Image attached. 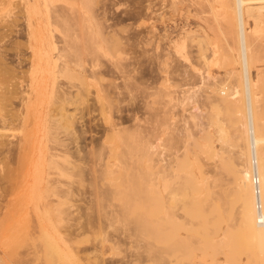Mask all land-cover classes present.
<instances>
[{"label": "bare ground", "instance_id": "1", "mask_svg": "<svg viewBox=\"0 0 264 264\" xmlns=\"http://www.w3.org/2000/svg\"><path fill=\"white\" fill-rule=\"evenodd\" d=\"M56 1L58 2L59 0H44V5L46 7L45 15L38 16L36 14V20H34L35 16H32L33 14L38 13L37 10L42 4L41 1H23L22 13L27 20V26L24 24L26 29L23 27L25 29V34L23 32V35L25 37L26 46L31 49V53L28 55V62H26L27 64L25 65L26 69L22 68L24 66H18L19 64L17 67L16 64L19 62V59L15 62V58H13L10 62L14 61L12 64L18 69L21 68V70L19 69L18 71L17 68L14 69V66L9 62L11 58L9 60L7 59L8 61L5 60V55L6 58H9L7 57V54L4 55V53H6L5 50L0 51V217L3 216V221L5 220V217L11 218L12 215L15 216L17 213L35 215L38 222H35L37 224L34 225L33 229L41 232L45 227L40 221L41 215H44V217L46 216L51 220L52 216L55 214L60 215L63 219H71L73 217L76 218L78 215L82 216L86 213L88 217L89 215L91 216L88 218L89 226L85 223L87 222V217H82L86 219V221L84 219L85 222L82 219L78 220L76 218V221L78 222H74L77 224L80 223L79 225L84 223V225L82 224L81 227L69 230V232L73 231L72 233H75L74 231L76 229H80V231L83 232L86 231L87 227L89 230L90 225L95 226L97 224H92L93 220L91 219H95V217L92 216H95L96 212L91 211L93 215L89 214V207L82 209L79 206L80 204L76 206L74 203L68 202V200L72 198L73 195L75 196V194L82 196V198L87 196V190H84L83 187L80 189L77 188L78 191L75 190L74 181L78 179L82 186H93V182L97 180L96 173H99L98 171H103V174L105 175L109 173L111 169L116 167L117 171L120 169L119 167H121L120 172L124 169L122 177L124 182H121H123L124 185V190L122 191L126 199L138 200L139 198V200H142L145 196H143V198L141 197L143 189L140 188L145 184V177L148 173H152L150 177L154 176V178H150V180L154 179L152 180L153 182H157L158 177L156 176L159 174L161 175H159V177L162 178V180H168L169 175L171 178L172 175L176 173L174 169L181 167L180 165L179 167L178 164L182 162V159L186 154L191 151L192 145H195L190 143H194V140L196 139L201 140L205 136L209 138V141L206 144L207 150L209 147L211 151L213 149L215 151V148L217 147H215V144L213 145V135L214 137H218L219 132L222 136L228 134L224 130L226 129V127H224L226 123H224L223 126L222 119H220L221 111H219V106L217 107L219 108V110L217 109V112L219 111L220 115L217 114V120L220 119V126L218 125V121L214 119L215 114L213 116L214 118L211 117V114H213L214 111L209 114L210 116L207 115V113L201 112V109H199L201 107L198 104L200 101L197 98L198 96L196 97V93L194 95V92H192L193 94L191 95L192 97L197 98L196 102L199 106L194 109L189 107L191 106V102L189 100L187 102L186 99L191 97V95L188 96L190 90H195L196 92L198 90H205L207 91V94L205 93V99H202L203 102L206 101L205 104L209 103L210 106H214V108L218 104H220V106H228L236 112L238 124H236L235 130L239 132V136L237 137L239 139L242 138L245 142L243 143L244 147L238 156L242 161L239 163L240 166L237 168L238 171H235L238 180L236 184L238 183L237 187L239 186L238 192L241 199V212L245 227L249 234L259 240L263 246L264 146L261 145V143L264 140V137L259 136L258 129L264 125V121H262L264 118H261L264 117V111H261L264 110V85L258 92L256 86L258 85L259 79L254 78L251 73V63H253V60L252 54L249 51L250 46L248 37L250 32L247 31L248 29L246 28L245 13L247 11H253L254 9H256L255 11L259 10L263 18L261 15L259 16H261L264 21V0H235L236 28L234 31V37L239 43L237 46V60L241 63L242 67L240 72L236 71V73L240 75H238V77H240L242 82L233 86L226 83L228 80L225 79L227 80L225 82L224 78L222 79V76L220 78L219 73L215 72V70L209 66L212 60H210V62L207 61L209 67H204L202 63L200 64L201 60H199V53L203 55L205 52H203V50H199V52L192 50V45L196 42L199 43L203 35H200L198 30L193 29L192 26L183 29L181 32L182 35L178 38H172L169 37L170 34L168 32L163 33L162 36H158L159 30L156 28L157 26H155L156 24L153 21L149 25L148 31L151 33L150 35L147 34L142 39L136 37L131 40L129 36L125 38L120 36L122 32H119L120 34L118 33V28L120 27L116 24L115 26H117V28H114L113 24L104 27L101 26V21L103 19L100 18L99 20L98 17H103L100 15H103L105 12V14H107V10L104 13L102 11L103 14H100L101 11L100 13L98 11L100 15H97L98 13L95 11L96 8H94L97 6H93L96 0H62L66 2V4H63V2L61 5H58ZM98 2L101 1L98 0ZM79 3H82V5ZM96 5H99V3ZM103 10L105 9L103 8ZM93 11L96 12V14ZM104 18V21L109 20L106 19L108 18V15ZM103 24H105V22ZM94 25H96L97 29ZM205 31L207 30H203V33H205ZM1 32L3 33V31ZM1 32L0 34H2ZM153 37L156 39L154 38L155 40H153ZM22 39L21 41L24 40ZM160 40H163L165 44H162ZM21 41L18 42L20 43ZM151 41L153 42L152 44H154V48L151 47L152 50L147 48V45L151 44ZM20 44L23 45L25 43L23 41ZM201 51L203 53H201ZM2 52L3 54H1ZM174 52L177 54L176 56L180 55L182 57V59L179 58L180 61L178 59L180 62L178 63V66L172 65L168 62V59L174 54ZM103 57L106 58L102 59ZM208 57L211 56L208 55ZM22 59L24 58H21L20 60ZM214 59L213 61H215ZM22 61H20V63ZM105 61H108V63L106 62L105 68L98 70V67L102 68V66L105 65ZM204 64H206V62ZM259 69V75L257 72L258 77L260 74L264 75V67ZM14 71H17L16 75L21 72L18 76H20L21 79L23 78V80L19 79V81H17L16 76H13L16 78V81H14V79L12 80L13 77L11 75ZM234 72V70H231L229 73L231 75ZM25 74L27 77H25ZM64 76L68 80L61 78ZM74 80H77L78 82L76 83ZM12 81H14L15 84ZM177 85L178 88H181L182 86L186 87L182 88L183 90L181 89L179 91L181 93H178V95L175 94V91L173 90ZM199 98L201 100V97ZM97 99L108 105V110L105 115H102L105 124L101 125L104 122L100 123L99 128L95 124V126H91V120H93L94 117L90 118V122L85 119L87 121L82 123L77 129L76 126H74L77 122V118H80L81 120L82 118L79 116L76 118L78 113L71 110L70 106L75 105L77 101H80V103L88 102L89 105H85V109L90 110L88 112L86 110L84 111L95 116L96 114L93 115V111H97V108H95L96 106L98 107V104L96 105ZM159 99H162V101ZM185 100L187 103H185ZM203 102H200V104L202 103L203 105ZM68 104L71 105L69 106ZM77 104L76 107L78 106ZM185 104H188V109H185L187 107ZM44 105H47V110ZM76 107H73L72 109L76 110ZM211 107L209 109H211ZM33 108L38 111L36 112L38 114L36 118H42V126H40L41 122L38 121V118L36 120L34 115L31 116L35 118V122L33 121L34 118L31 119L32 121L30 123L25 122L26 118L30 115L29 112L31 109L33 112ZM177 108L179 109L177 110ZM206 109V112H208V105ZM259 111H261L263 115L261 112L259 114ZM209 112L211 111L209 110ZM204 114H206L209 117L208 118L205 115L207 119L213 123L207 124L206 119V121L204 120L206 125L204 124L203 126L202 122L199 120L202 118L205 119V116L203 117ZM227 114L231 115V113ZM84 115L83 112L82 117ZM190 120H194L193 122L196 123V125L194 124L195 128L192 125H189ZM214 120L217 122V126H219L217 129L218 131L216 132L218 133L216 134L217 136H215V133H213L210 128L213 124L215 126L214 130L217 128ZM36 121H38L37 124H35ZM199 122L205 131H203V135L200 134L197 138L195 137V134L198 132L195 133L192 131L198 128L196 131L199 130L202 132L201 130H203V128L200 129ZM29 124H32V133L26 130L28 126L29 128L31 127ZM70 125L72 128L74 126V129H71ZM13 126H19V128H21V131L19 130L21 134L18 135V138L15 141L8 138V134L6 133V130H10V127L12 128ZM67 126L70 128H68L70 131L67 129ZM226 126H228V124ZM190 128H192V130H190ZM64 129L67 130L64 131ZM67 131H69L70 134L66 135ZM92 131H95L99 135L94 138L91 134L92 139L91 142L88 143L85 139L87 138V133ZM64 132L66 133L64 134L66 137L61 135ZM32 136L34 137L33 140ZM228 136H230V134ZM228 136L223 137L224 141L219 138V141L221 140L224 142L221 143V146L222 144H225V142L226 144L233 142V138H229ZM191 138L193 139V142H191ZM238 138L235 137V141H237ZM228 139H230V141ZM82 141H85L84 145L81 144V146H79V143H82ZM35 142H37L38 145L35 144ZM74 142L79 145L77 144V146ZM71 143H74L73 145L75 147L77 146V148H73V150V145H70ZM91 143H95V145H92ZM204 144L205 143L202 144L203 147ZM189 145H191V147H189ZM203 147H200V150L202 148V150L205 149V151H207L206 147ZM189 148L191 149L189 150ZM210 150L209 153L211 152ZM224 159L222 162L219 161V166L221 167L219 169L223 168L222 170H225L230 168L229 166L232 163L230 164V161L228 162L229 159H225L224 162ZM219 160H221V158ZM61 161H65V163L60 164ZM30 163L33 164V168L35 167L34 169L36 171L34 169H28V167L31 166ZM37 165H40V167L42 166V168ZM225 165H228V167L226 166L225 168ZM234 165H236L235 162L233 163V166ZM97 166L102 167L101 170L100 168L97 169ZM143 166L144 169L142 168ZM235 167L236 166H234V168ZM182 171L179 173L178 177H180ZM112 172L113 171L109 174H112ZM115 172H113V174L116 176L117 172ZM63 176H67L69 180H62ZM118 176L120 175H117V177ZM174 176L175 175H173L172 179ZM100 177L102 178V176ZM100 177H98V179L102 180L103 178L101 179ZM178 177L175 176V178ZM204 177L206 176L204 175ZM210 177L212 176L210 175ZM208 179H205L203 182H206ZM100 180L98 181L100 182ZM152 181L147 183H152ZM4 182L7 184H4ZM95 186L96 185L94 184L93 187ZM160 197L158 198L160 199ZM163 197L164 196H162V198ZM84 198L86 199V197ZM17 202L18 204H16ZM126 204H128V202ZM86 205L84 204V206ZM111 208H114L112 210L114 211V215H112L111 209L110 213L105 214L108 216L111 214L113 217H118L119 214H116L117 216L115 215V212L117 213L118 211H116L118 207L115 208L114 206H111ZM122 208L118 212L122 213L125 210ZM19 216L22 215H18V217ZM120 216L121 215H119V217ZM2 218L0 220H2ZM100 223L101 222L98 224ZM137 223H139L137 228L143 226L142 221L138 220ZM50 224H52V228L55 226L53 222ZM93 226H91V228ZM223 235L225 236V234ZM218 241H221L220 238ZM62 251L67 254L66 256H68L69 259H76L78 262H76L77 264H86L85 262L92 259L90 256L91 252L83 254V250L79 251V249L77 250L72 246H68L66 251H64V249L61 250V252ZM94 251L96 253V250ZM41 252L40 250L35 249L31 253L33 254L32 256L28 254V257H21L19 255L17 262L14 264H40L43 259ZM137 255L139 254L136 253V256ZM2 257L0 256V264H4V259ZM101 258H98V260H101V262L99 260L100 263L98 264L124 263H117L114 261L105 262L104 258ZM131 258L133 259L134 257ZM86 259L87 261L84 262ZM64 260L65 259H63V261ZM133 261L136 262V258L129 263L134 264ZM218 261L219 259H217V262ZM218 264H220V261Z\"/></svg>", "mask_w": 264, "mask_h": 264}, {"label": "rangeland", "instance_id": "2", "mask_svg": "<svg viewBox=\"0 0 264 264\" xmlns=\"http://www.w3.org/2000/svg\"><path fill=\"white\" fill-rule=\"evenodd\" d=\"M23 1L24 0H0V27H1L0 30L3 31V33L6 30L4 34L0 31L2 33L0 34V51L5 50L6 53H4V55L7 54L8 55L7 57H9V58H6V55H5L6 61H8L11 58L9 60L10 62L12 61L13 58H15V62H17V59H19L18 60L19 62H17L16 66L19 64L18 66L20 67L24 66L22 68L26 69L25 65L27 64L26 62H28V55H30L31 49L28 46H26L25 37L23 35V32L25 34V29H26L25 25L27 24L26 17L23 16V13H22ZM40 1L42 4L38 7V10H37L38 13H35L32 16V17L35 16L34 20L37 19V15L38 16L45 15V12H46L44 0H40ZM96 1L95 3L96 4L99 3V5H96L94 3L93 6L94 5L97 6V7H94L96 8L95 11L97 13L98 11L99 13L101 11L100 14H103L107 10V14H105L106 12L104 13L105 15L104 14L100 15L99 13L97 14V15L103 16V17H98L99 20L100 18L103 19V20L101 19L102 24L105 22V24L103 25L101 24V26L104 27V26H109V24L110 25L113 24L114 28L115 27L117 28V26L120 27L118 28V33L122 32L120 36H122L123 38L129 36L131 40L132 38H136V37L137 38L139 37L142 39L147 34L150 35L151 33H149L148 31L149 25L153 21L156 24L155 26H157L156 28L159 30L158 36H162L163 33L168 32L170 34V35L168 34L169 37H172V38H178L179 36L182 35L181 32L183 29H187L192 26L193 29L198 30L200 35H203L199 43L196 42V43H193L192 45V48H193L192 50H195L197 52H199V50H203V52H205L203 55L199 53L200 55L199 60H201L200 64L202 63L204 67L211 66L212 69L215 70V72L219 73L220 78L222 76V79L224 78L225 82L228 80V82L226 83L230 84L231 86L242 82L240 77H238L239 74L236 73V71L240 72L242 67H241V63H239V61L237 60V57H238L237 56L238 55L237 46L239 45V43L234 37V31L236 28L235 0H100L101 2H98V0ZM63 2L64 1L62 0H59L58 2L56 1L58 5L59 4L61 5ZM63 4H66V2H64ZM79 4L82 5V3H79ZM103 8L105 10H103ZM255 10L256 9H254L253 11L252 10L247 11L245 13V19H246L245 22H246V28L248 29L247 31L250 32L249 37H248L249 39L248 38L247 39H248L249 46H250L249 51L252 54V60H253V63H251V73L253 74L252 76L254 78L259 79L258 85L256 86L259 92V89H261L262 86L264 85V82H263L264 75L260 74V76L258 77L259 75L258 71L260 70L259 68L264 67V23H263L264 21L262 19L263 16L261 12L259 10L257 11ZM96 12L94 13L96 14ZM106 15H108V18H106V19H109L108 21L106 20L104 21L105 19L104 17ZM259 15H261L262 18ZM24 19L26 20V23ZM115 24L117 26H115ZM94 26L97 29L96 25ZM121 28H122V31H121ZM203 30H207V31L203 33ZM22 35L24 38L22 37ZM154 38L155 37H153V40L156 39ZM21 39L24 41L25 44L23 45L20 44L21 42H23L21 41ZM18 41H21V42L19 43ZM152 43L153 42L151 41V44L147 45V48L150 50L154 48L153 47L154 44ZM161 43L162 44L164 43L163 40L161 41ZM3 52L1 54H3ZM203 52L201 51V53ZM176 55L177 54H175L174 52V54H172L170 57L171 59L170 58L168 59V62L172 65L178 66L179 65L178 63H180L179 58L182 59V57L180 55L178 56ZM208 55L211 57H208ZM21 58H24L22 60H26V61L20 60ZM105 58L106 57H103L102 59H105ZM212 58L213 59L215 58L214 59L215 61H213ZM210 60H212L211 61L212 63L210 62ZM20 61H22L23 63L21 62L22 63L21 64ZM207 61L210 62L209 66H208ZM9 62H8L9 65L11 63V65L14 66V64H12L14 61L10 63ZM106 62L108 63V61H105V65H103L104 67L101 65L102 68L98 67L97 69L101 70L105 68ZM205 62L206 64H204ZM17 67L14 66L13 68L15 69ZM19 69L21 70V68ZM229 70L235 71L233 74H231L232 76L230 75ZM257 72H258V75H257ZM16 74H17V71H14L12 72L11 76L12 77L16 76L17 81H19V79L23 80V78L21 79L20 76ZM28 75L30 74L28 73ZM25 77H27V75ZM16 78L13 77L12 80L14 79V81H16L15 80ZM61 78L67 79L65 76ZM14 81L12 82L15 84ZM74 81L76 83L78 82L77 80H74ZM182 88H186V87L182 86L181 88L180 87L178 88V85H177L175 86V89L173 90L175 91V94L178 95V93H181L179 91ZM198 91L196 92L195 90L193 91L190 90V92L188 93L189 94L188 96H190L191 94H193L192 92H194V95L196 93V97L198 96L197 98L199 99V101L203 102L202 99L203 98L205 99L204 94L205 93L207 94V91L205 90H202L199 92ZM196 97H192L191 95L189 99H186L187 102L188 100L191 102L190 103L191 106L189 107L191 109H194L200 105L201 108L199 109H201V112L207 113V115H209L210 113H212V111H214L213 114H211V117H213L215 114V118L213 117L215 120L218 119L217 114L218 115L221 114L220 116L222 118L220 117V119H222V125L224 126V123H226L224 126L226 127V129L224 130L226 131V133H228V134H224L223 132V134L225 137L230 134L231 137L230 136L228 137L233 138V142L235 143V145L233 142H230L232 145L230 143L226 144L225 142L226 145L222 144L221 146V143H224V142H222L221 140L220 142L219 138L223 140L224 136H222V134L220 135V132L219 134L216 133L218 131L217 129L220 126L219 125L220 119L217 120L219 126H217V122L214 120V123H216L215 125L217 128H215L214 130V127H215L214 124L213 126H210V125L209 126L212 132L215 133V136H217L216 134H218V137H214L213 135V138H212L213 145L215 144V147H217L215 148V151L214 149L211 151L209 147L207 150L206 144L209 141L208 137L204 136L203 137L204 139L202 138L203 140H206V141H203L202 139L194 140V143H190V144H195V145L194 146L192 145V147L191 145H189V147L192 148V149L189 148V150L191 149V151H189L191 155L187 151L188 153L182 159L184 162L182 161L178 164V166L180 165L181 167L179 166L180 168L174 169L176 173L173 172L174 173L173 175L177 177L179 176V173H181V171L183 170L182 174H180V177L175 178L174 176V178L172 179L173 175L171 174L172 177L170 178V175H169L168 177L169 179L164 181L162 180V178L159 177L160 174L159 175L156 174L157 176L156 175L155 176L158 177L157 182H153L152 180L154 179L150 180V178H154V176L150 177L152 173L151 174L148 173L147 176L145 174L146 176L145 184H143V186L140 188V189H143L141 197L143 198V196H145L142 200H139V198L138 200H134V199L127 200L126 197L124 196L123 191H122L124 190L123 188L124 179L122 178L124 169L122 172H120L121 167H119L120 169H118V171L116 170L117 167L114 169H111V171L117 172L116 176L115 174H113V172L112 174H109L111 171L105 175L103 174V171L102 172L98 171L99 173H96L97 172L96 171L95 173L97 175V180H96L97 183L95 181L92 184L93 186L95 184L96 185L95 187L91 185L82 186L80 185V182L78 181V179H76L74 181L75 190L78 191L77 188L80 189L82 187L84 190H87V194H86L87 196H84L86 197V199L84 197L82 198V196H79L78 194H75V196L73 195L72 198L68 200V202L69 203L72 202L76 206L80 204L79 206L82 209L89 207L88 209L89 214H92L91 211L96 212L95 216L92 214L93 215L92 217H95V219L91 218L93 220V221L91 220L92 224L94 223L98 224L99 222H101L100 224L98 225L96 224L95 226L90 225L89 230L87 227L86 231H83V232H81L80 229L79 230L76 229L74 232L77 234L72 233L73 231L69 232V230H72L77 227H81L82 224L84 225V223H82L81 221L82 220L84 221L86 217H87V222H85L86 219L84 222L88 224V220H89L88 218L91 217L90 215L88 217L85 213L82 216H79V215L76 216L78 220L82 219L80 221L82 223L81 225H79L80 223L79 224L76 223L78 221H76L77 219L75 217L71 219L69 218L63 219L61 218L60 215L55 214L52 216L53 219L51 218L52 220L51 221L46 216L44 217V215H41L40 221L42 222V225L45 226L43 231L41 232L35 231L33 229L34 225L37 224L35 222H38V219L35 215H31V214L26 215V213L25 214L17 213V215L15 216L12 215L11 218L5 217L4 221H3L4 218H2L3 216L0 217V219L2 218V220H0V256L1 257L3 256L2 257L4 259L3 263L4 264H14L15 262H17L19 255L21 257L27 256L28 254L32 256L33 254L31 253L35 249H38L40 250V252L42 251L41 253L43 255V259L41 260L40 264H64V263L65 264H72V263L77 264L78 262L76 261V259H73L71 257H70L71 259H69V257L66 256L67 254H65V252L63 251L61 252V250L63 249L64 251H66L68 246H72L76 248L77 250L79 249V251L86 250L84 252L82 251L83 254H87L88 252H91L90 256L93 260L92 259L89 260L87 258L89 261H87V259L84 260V262L85 261L88 262V263L85 262L86 264H89L91 262L93 264L100 263L101 260L99 259L100 260L99 262L98 260L99 257L100 258L103 257L105 262H109V261H114L117 263L124 262L122 264H128L131 260L135 258H136V262L133 261L134 264H218L219 261H220V264H264V244L262 246L259 240L255 239L254 237L251 236V234H249L247 228L245 227V223H244L242 212H241V199H240V195L238 192L239 186L237 187L238 183L236 184L238 180H237V174H235V171H238L237 168H239L238 167L240 166L239 163H241L242 161L238 156L240 155L242 148L244 147L243 143L245 142L242 138L239 139L237 137L239 136V132L235 130L236 129L235 126L236 124H238L237 122L238 118L236 116V112L235 110H232L228 106H224V105L220 106V104L216 105L215 106L216 109H215L214 106L211 107L209 103L205 104L206 101L203 102L204 106L202 105V103L200 104V102L198 103L199 105H197ZM199 97H201V100ZM159 100L162 101V99H159ZM186 100H185V103H187ZM97 101L98 99L96 100V105L98 104V107L97 106L95 107L97 108V111L96 110H95L96 112L93 111V115L96 114L95 116H92V114H88L84 111L86 110L88 112L90 110V109L88 110L85 109V105L86 106L89 105L88 102L80 103V101L79 102L77 101L76 102V104L78 103L77 107L75 103H74L75 105H72V106H70L71 104L70 105L68 104L71 110H73L75 113L76 112L78 113V115H76V118L78 116L82 118V120L80 118L79 119L77 118V122L74 125L76 126L77 129L85 121L88 120V122H90L89 121L90 118L95 117L93 120H91V126L97 125V127L99 128L100 123L104 122L102 115H105L106 111L108 110L107 109L108 105L103 103L100 100L99 101L102 103L99 104L100 102L99 101L97 102ZM100 105H102L103 107ZM207 105H208V112H206ZM44 106H45V109L47 110L48 108L47 105H44ZM99 106H100V109H99ZM185 106H187L185 109H188V104L187 105L185 104ZM218 106L220 107V110L219 108H217ZM73 107L74 108L76 107L77 109L74 110L72 109ZM210 107L211 109H209ZM178 109L179 108H177V110ZM213 109H215L216 111ZM217 109L221 111L220 114H219V111L217 112ZM35 110L36 109L33 108V112H32V109H31V111L29 112L30 117L28 116L25 120L26 123H30L32 121L31 119H33L34 117L36 118V116L38 115L36 112L38 111L37 110L35 111ZM100 110L102 113L100 112ZM209 110L211 112H209ZM222 110L223 111L225 110L224 113ZM261 111H264V110H261ZM261 111H259V114ZM83 112L85 114L83 117L86 116L87 118L82 117ZM227 113H231L233 119L231 118V115L229 114L230 115L229 116ZM261 114L263 115L262 112ZM31 115H34V117ZM205 115L206 114H204L203 117ZM206 116L204 117L205 119L202 118L200 120L199 119H195V120H199L200 122H202L203 126L206 122L207 124L213 123V122H210L207 119L208 116L207 117ZM35 118L33 120L34 122H35ZM37 118H38V121L43 122V120H41L42 118L41 119L39 117ZM261 118H264V117H261ZM204 120L206 122H204ZM38 121H36L35 124H37ZM191 121L192 120H190L189 125H192L194 127V124L196 125V123L193 122L194 120L192 122ZM42 122L40 123L41 125L39 124L40 126H42ZM200 122H199V125L201 128L200 127L199 128L202 129L203 126L201 125ZM104 124L105 122L101 125H104ZM227 124L231 130L229 129L228 126H226ZM29 125H31L30 127L31 129L28 126L26 130L32 133L33 132L32 124H29ZM74 126L72 128V126L70 125V128L74 129ZM17 127L13 126L12 127L13 129L10 127V130L5 129L6 133L8 134V138L13 139V141H15L18 138V135L21 134L20 132L21 128H19V126ZM68 128L69 127L67 126V129ZM192 128H190V130H192ZM67 129H64V131H66ZM196 129H194V131L192 132H195V133L198 132L197 134H195L196 135L195 137L198 138L199 137L198 135L200 134L203 135V131H205V129L203 128V130H201L202 132H200L199 130L196 131ZM69 131H67V134L64 132L61 135L63 137H66V135L70 134ZM91 134L93 135L94 138L99 135L95 131L88 132L86 136L87 138L85 139V141L88 143L91 142V139H92ZM258 134L260 137H264V125L259 127ZM235 137L238 138L237 141H235ZM33 138L34 137L32 136V140ZM192 138L195 139L194 137ZM80 139H83V138H80ZM193 139L191 140V142H193ZM197 140L202 144L205 143L204 147H206L207 151H205V149L202 150V148L200 150V147H203V145L200 144ZM228 140L230 141V139ZM85 141L84 142L82 141V143L80 142L79 143L80 145L78 143H75V142L74 143L76 145L78 144L79 146H81V144L84 145ZM197 142L200 147L198 146ZM74 143H71L70 145H73ZM35 144L38 145L37 142H35ZM93 144L95 145V143ZM223 145L226 148H224ZM261 145L264 146V140L262 141ZM77 146L75 147L73 145L72 149L77 148ZM216 149L217 151L218 150L219 151L217 152ZM209 150L211 151L210 153H209ZM190 156H192L193 158ZM223 156L225 157V159H229L228 162L230 161L229 163L230 164L232 163L231 164L232 166L234 162L236 163V165H234L236 167L234 168L233 166L234 170L232 169L231 165L229 166L230 167L229 169L228 168L225 169L226 171L222 170L223 168L219 169L221 168L219 166V163L222 162L224 159ZM232 157L234 160L232 159ZM220 158L221 160H219ZM225 159H224V162H225ZM235 160H237L238 163ZM231 161H234V162H231ZM215 162H218V163H215ZM64 163L65 161L60 162V164H64ZM37 166L40 167V165H37ZM226 166L228 167V165H225L224 167L226 168ZM34 168H33V164H31V166L28 167V169H34ZM40 168H42V166ZM99 168L101 170L102 167L97 166V169ZM142 168L144 169V166ZM107 170H110V169H107ZM39 175H40V171H39ZM117 175H120V176L117 177ZM204 175L206 177H204ZM208 175L209 177L210 175L212 177L209 178ZM100 176H102L103 179ZM66 177L67 176H63L62 180L64 181L69 180L68 177L67 178ZM98 177H100L102 180L98 179ZM213 177L217 179H214ZM118 178H120L121 180ZM202 179L203 181H205V179H208V180L206 182H203ZM98 180H100V182ZM150 181H152V183H147ZM4 184H7V183L4 182ZM88 191L90 192V194ZM162 196L164 197L162 198ZM158 197H160V199ZM86 200L88 201V203ZM127 202L128 204H126ZM83 203L87 205L84 206ZM16 204H18V202ZM111 206H114L115 208H117L116 211L117 210L120 211L122 207L125 210L124 211L122 210L123 211L122 213L118 211L117 213L115 212V215L119 214L121 216L120 217L119 215L118 217L114 216L115 217L114 218L112 216L114 215V211H112L114 208H111ZM110 209H111L112 215L109 214L110 216H108L105 213H110ZM126 212L128 213V215ZM18 215H22V216L18 217ZM82 217H85V218H82ZM138 220L143 222L142 223L143 228L142 227L137 228V225L139 224L137 223ZM49 222L50 223L53 222L55 226L52 228L51 227L52 224H50ZM75 223L77 224V226ZM91 226H93L92 227L93 229L91 228ZM32 232L33 233L35 232V233L33 234ZM223 234H225V236ZM219 238L221 241H218ZM94 250H96V253ZM135 252L139 254L140 256L139 255L136 256ZM131 257H134V258L132 259ZM63 259L65 260L63 261ZM105 259L108 261H106ZM217 259H219L218 262H217Z\"/></svg>", "mask_w": 264, "mask_h": 264}]
</instances>
